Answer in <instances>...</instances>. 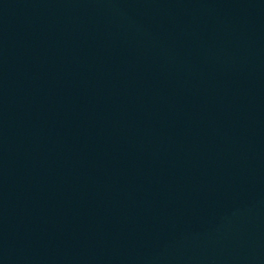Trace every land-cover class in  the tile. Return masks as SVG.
<instances>
[{"label": "water", "instance_id": "obj_1", "mask_svg": "<svg viewBox=\"0 0 264 264\" xmlns=\"http://www.w3.org/2000/svg\"><path fill=\"white\" fill-rule=\"evenodd\" d=\"M0 264H264V0H0Z\"/></svg>", "mask_w": 264, "mask_h": 264}]
</instances>
